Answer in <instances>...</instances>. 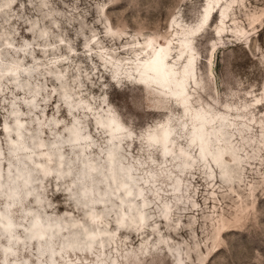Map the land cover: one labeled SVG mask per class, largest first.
<instances>
[{"label": "rangeland", "instance_id": "1", "mask_svg": "<svg viewBox=\"0 0 264 264\" xmlns=\"http://www.w3.org/2000/svg\"><path fill=\"white\" fill-rule=\"evenodd\" d=\"M208 2L222 7L201 26ZM190 28L199 31L185 51L194 64L183 98L136 79L138 47L169 40L177 52L174 31L188 37ZM197 114L208 118V130L224 120L229 145L210 138L212 150L219 142L238 158L234 167L224 153L222 165L233 169L228 181L187 145ZM164 129L170 157L148 144ZM16 141L23 149L14 153ZM110 144L145 206L127 187L105 195L107 205L87 190H104ZM187 152L189 167L180 158ZM57 153L64 168L58 176ZM19 162L40 203L22 194L11 203L0 189V214L9 210L17 239L13 255H3L0 230V264H264V0H0V185ZM39 163L50 171L39 172ZM115 196L125 198L121 208ZM131 196L145 223L133 226L128 213L118 227ZM89 211L103 212V220L89 221ZM34 212L65 226L52 238L51 255L24 238ZM81 229L107 235L82 240ZM73 234L80 249L63 248Z\"/></svg>", "mask_w": 264, "mask_h": 264}, {"label": "bare ground", "instance_id": "2", "mask_svg": "<svg viewBox=\"0 0 264 264\" xmlns=\"http://www.w3.org/2000/svg\"><path fill=\"white\" fill-rule=\"evenodd\" d=\"M8 4L9 2L4 4V6L6 7L8 6ZM221 7H222V3L220 4V2H216V3L214 2L213 5L211 4V2H208L207 9L205 11V17L203 19L201 26H206L210 20V16L213 13L217 14V11ZM220 24L221 25L224 24L223 20H220ZM178 31L179 30H177L176 32L174 31L175 38L173 39L178 41V46L176 47L177 52H174L175 47L173 46V43L171 41L168 40L164 45H162L151 39L145 44L144 47H138L137 49L138 53L136 54V60H138V63L135 65L134 68L135 72H137L136 79H138L140 76L141 81H145L148 84L153 83L154 81L155 87L166 88L175 99L183 98V96L186 93V82L192 71V66L194 64V57L192 56V53L188 54V52L186 53L185 51L190 50L188 46V41H190L199 30L195 31L193 28H190L188 37L179 36ZM39 36L40 38H44L45 31H41ZM173 60H177V61L175 62V64L171 65V62ZM55 80L60 82L61 77L56 74ZM144 85L146 86L145 83ZM191 119L194 123H193V129L191 127L192 132H191V136H189L190 137L188 140L189 144L187 145L196 147V154L199 160L206 162V159L209 158L214 164V166H216V168L219 170L222 181L223 180L228 181L231 178L233 169L231 167L222 165L224 159V153L228 154V158L234 167L238 165V158L234 153L233 148H231L230 146L219 145V142L217 144V147L214 150H212L211 143L213 142H211V138H210V136H212L217 138L216 141H220L225 144L229 143L227 134L223 132L224 130L223 127L225 126L224 120L219 121L220 122L219 128L216 131H214V129L208 130L204 128L206 121H208V118L204 117L203 114L194 115ZM108 122L110 123V121ZM97 124L101 126V123L98 121ZM221 128L223 130H220ZM103 131L106 137L111 142L112 137L110 135V131H107L105 129H103ZM169 133H170L169 129L168 130L164 129L161 131L160 134L158 133L159 135V136L157 135L158 137L155 134H151L148 136V138L151 139V142L148 141V144L150 146H155L159 148L162 156H166V157H170L169 150L172 144L170 138L171 136ZM72 134H73L72 143L77 145L79 142L78 141L79 134L75 131ZM22 149H23V144L20 141L18 142L16 141L12 147V151L14 153L17 152V150H22ZM188 153L189 152L183 153V155L180 157L184 160V164L186 167L191 166L190 163H192L190 162L192 160L189 161ZM55 158H56L55 172L57 173L56 175L58 176V174L63 172L62 169H64L63 157L57 153L55 154ZM23 165L24 163L19 162L14 172L7 177L5 183L0 185L1 192L3 193L5 198L9 199L11 203H17L19 201V196L22 194L24 198L28 196H32L34 198V202L36 204H39L40 203L39 195L35 192V190L30 188L31 172L25 169ZM37 167H38L37 168L38 171L43 174L44 173L46 174L50 171L49 168L42 163H39ZM98 167L99 166L97 164H92V163H88L87 165L89 171L96 173H99ZM105 168H106V173L103 179L101 180V182L104 184L105 187L104 190L102 192H99L95 185L87 189L90 192H93L94 194L97 195L96 200L98 201V203L100 204H106L105 202L108 203V201H105L103 198L105 197V195L106 197H108L109 196L108 193H110L111 191L112 194H114L115 189L121 187L122 188L127 187L124 190L125 194L130 195L133 194L134 191L135 192L134 197L138 198L139 205L141 206L146 205V202L143 199H141L142 191L140 188L136 187V183L131 176L129 167L124 166L120 161L118 147L114 148L111 144L109 145L105 153ZM178 188L179 186L177 183V185L174 186L173 190L178 192ZM132 196L127 201L128 203H130L129 206H127V212L121 209L119 210L120 212L116 216L117 218L116 224L118 227L121 228L124 227L123 218L128 213L130 214V216L128 217L131 224L135 222V224L139 225L140 228L145 223L144 214L140 209L136 208V204H134V199H133L134 197ZM115 197L120 198V196H115ZM124 199L125 198L123 199L120 198V203L118 204V208L122 207ZM9 206H11V204H9ZM169 208L166 205L164 206L163 209L164 220H167L169 216L168 215ZM30 215H31V219L28 225L24 228V238L28 241H35L38 244V248L41 252H46L49 255H51L52 238L54 235L59 234L65 228V226L61 223V221L57 219H49L37 212L30 213ZM103 215H104L103 212L95 214L89 211L87 213V219L89 221L91 220V222L93 223H100V220L101 221L103 220L102 219ZM75 224L76 223L71 222L70 226L75 227L76 226ZM0 225H1L0 230L7 240V245L2 249V254L7 255V257H9L13 255L12 246L17 242V239L14 234L15 222L9 210L0 214ZM132 225L134 226V224ZM106 232L107 231L105 229H102L98 233L87 231V229H81V234L83 236L82 240H87L89 237H93L94 241H97L95 237L106 234ZM77 238L78 237L75 234L71 235L62 242V247L67 249H80L78 247L80 242H78ZM98 244L100 245L101 243L98 242ZM85 247L86 245L84 246V248Z\"/></svg>", "mask_w": 264, "mask_h": 264}]
</instances>
